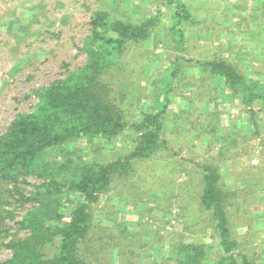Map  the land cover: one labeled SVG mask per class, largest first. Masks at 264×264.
I'll list each match as a JSON object with an SVG mask.
<instances>
[{
  "label": "rangeland",
  "instance_id": "1",
  "mask_svg": "<svg viewBox=\"0 0 264 264\" xmlns=\"http://www.w3.org/2000/svg\"><path fill=\"white\" fill-rule=\"evenodd\" d=\"M180 1L190 16L178 20L173 18L177 0H0L1 132L18 112L33 109L38 99L33 89L84 64L83 42L92 12L107 10L137 23L161 12L149 38L130 45L103 77L131 123L139 120L141 107L159 109L162 101L158 93L164 97L173 88L166 136L175 152L142 161L131 179H120L93 206L97 236L109 242L113 237L133 242L121 248L130 258L129 264L162 263L161 258L183 241H219L211 216L199 204L203 188L199 163L217 161L223 146L239 151L238 168L232 158L220 162L224 184L230 190L242 187L237 171L243 167L257 170L264 154L259 138L243 143L240 148L246 147V151L236 146L235 132H250L248 107L223 84L219 85L222 94L210 99L209 90L204 91L210 84L202 85L205 79L199 67L181 56L193 58L197 64L218 56L231 58L245 75L264 80V0ZM213 85L218 87V79H213ZM197 96L201 100L195 110ZM187 112L193 113L188 117ZM211 126L221 129L211 132ZM135 137V132L127 130L111 141L84 138L68 149L72 148L74 160L108 161L128 153ZM65 152L62 147L53 148L49 159H64ZM42 181L30 175L16 186L9 185L10 193L4 194L7 203L3 207L12 215L0 223V261L12 254L6 246L10 239L29 234L19 221L34 202L24 201L21 193L29 196ZM257 190L264 200V186ZM253 215L257 230L253 245L264 257L263 232L259 230L263 219ZM237 230L243 234L247 229L240 225ZM97 256V264H120L117 249L110 250L108 260L104 249Z\"/></svg>",
  "mask_w": 264,
  "mask_h": 264
},
{
  "label": "trees",
  "instance_id": "2",
  "mask_svg": "<svg viewBox=\"0 0 264 264\" xmlns=\"http://www.w3.org/2000/svg\"><path fill=\"white\" fill-rule=\"evenodd\" d=\"M176 4L173 18L190 16L185 3L177 0ZM160 20V11L139 23L123 20L107 10L92 12L83 42L84 64L33 89L31 92L38 98L33 109L18 112L7 130L0 131V223L12 215L11 210L3 207L7 203L4 194L11 191L9 185L16 186L30 175L43 179L35 184L29 196L21 193L24 201L34 202L19 221L29 234L6 243L12 254L0 264H97L100 250H105L108 260L113 248L117 249L119 263L129 264L130 258L121 248L133 242L122 237L117 240L113 237L109 242L97 236L93 206L120 179H131L142 161L167 156V152L173 151L166 136V119L172 104L169 92L173 88L164 97L158 93L162 101L159 109L141 107L139 120L131 123L103 77L130 45L148 39ZM181 56L199 67L205 79L202 85L210 84L204 88L209 90L210 99L222 94L219 85L223 84L227 92L248 107L250 132L244 129L235 132L238 150L246 151V147H240L254 138H259L264 146V83L245 75L231 58L218 56L197 64L193 58ZM215 78L218 87L213 85ZM217 91L220 93L215 95ZM200 100L199 96L194 99L195 110ZM192 113L186 114L190 117ZM218 129L220 126H211L210 131ZM127 130L136 133L134 147L115 159L74 160L72 148L68 149L84 138L111 141ZM56 147L67 149L64 159H49V152ZM232 150L223 146L218 150L217 161L205 159L199 163L203 180L199 204L211 216L219 241H183L171 248L159 264H264L261 250L258 252L253 245L257 232L253 214L263 219L259 230L263 232L264 242V200L257 190L264 186V154L261 153L263 158L259 155L261 166L257 170L243 167L237 171L242 187L229 190L224 184L220 162L232 158L238 168L239 151ZM240 225L246 226L243 234L237 230Z\"/></svg>",
  "mask_w": 264,
  "mask_h": 264
},
{
  "label": "crops",
  "instance_id": "3",
  "mask_svg": "<svg viewBox=\"0 0 264 264\" xmlns=\"http://www.w3.org/2000/svg\"><path fill=\"white\" fill-rule=\"evenodd\" d=\"M261 80V79H260ZM264 83V80H261Z\"/></svg>",
  "mask_w": 264,
  "mask_h": 264
}]
</instances>
